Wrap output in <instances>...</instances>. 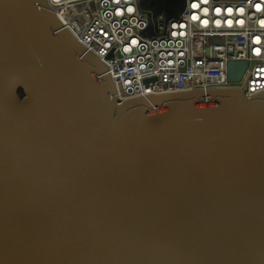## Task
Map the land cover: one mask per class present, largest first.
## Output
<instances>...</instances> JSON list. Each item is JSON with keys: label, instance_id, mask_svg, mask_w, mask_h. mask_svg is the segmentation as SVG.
I'll return each instance as SVG.
<instances>
[{"label": "water", "instance_id": "water-1", "mask_svg": "<svg viewBox=\"0 0 264 264\" xmlns=\"http://www.w3.org/2000/svg\"><path fill=\"white\" fill-rule=\"evenodd\" d=\"M248 78L121 100L47 0H0V264H264Z\"/></svg>", "mask_w": 264, "mask_h": 264}, {"label": "built area", "instance_id": "built-area-1", "mask_svg": "<svg viewBox=\"0 0 264 264\" xmlns=\"http://www.w3.org/2000/svg\"><path fill=\"white\" fill-rule=\"evenodd\" d=\"M115 1L47 3L58 18L69 7L75 25L61 23L106 65L119 99L241 87L248 76L245 94L264 92V0H185L173 18ZM230 62L247 64L239 83L228 80Z\"/></svg>", "mask_w": 264, "mask_h": 264}, {"label": "trees", "instance_id": "trees-1", "mask_svg": "<svg viewBox=\"0 0 264 264\" xmlns=\"http://www.w3.org/2000/svg\"><path fill=\"white\" fill-rule=\"evenodd\" d=\"M141 3L146 9L164 13L168 18L177 17L185 7V0H141Z\"/></svg>", "mask_w": 264, "mask_h": 264}, {"label": "bare ground", "instance_id": "bare-ground-1", "mask_svg": "<svg viewBox=\"0 0 264 264\" xmlns=\"http://www.w3.org/2000/svg\"><path fill=\"white\" fill-rule=\"evenodd\" d=\"M56 1H58V0H56ZM120 2H121V0H116L115 1V3L116 4H120ZM122 4V3H121ZM117 7V6H116ZM119 7V6H118ZM64 10H61L62 12H59V15H60V19L57 17V15H56V17L59 19V21L61 20V18L66 22V23H68V24H70V25H75L74 23H72V18L70 17V15H69V7H62ZM129 10H131V8L129 9ZM118 13H120V10H118ZM61 22V21H60ZM65 27V26H64ZM79 27V26H78ZM66 29H67V27H65ZM68 30V32L75 38V36L72 34V32L69 30V29H67ZM74 32H75V29L73 30ZM76 39V38H75ZM83 39H85L86 40V42L89 44L90 43V40H91V38L89 37V36H85ZM77 40V39H76ZM78 41V40H77ZM79 42V41H78ZM80 44H81V42H79ZM83 45V44H82ZM84 46V45H83ZM106 66V65H105ZM108 69V68H107Z\"/></svg>", "mask_w": 264, "mask_h": 264}, {"label": "rangeland", "instance_id": "rangeland-1", "mask_svg": "<svg viewBox=\"0 0 264 264\" xmlns=\"http://www.w3.org/2000/svg\"><path fill=\"white\" fill-rule=\"evenodd\" d=\"M143 8H145V9H146V5H145V4L143 5Z\"/></svg>", "mask_w": 264, "mask_h": 264}]
</instances>
